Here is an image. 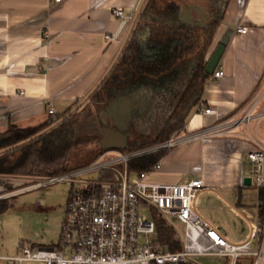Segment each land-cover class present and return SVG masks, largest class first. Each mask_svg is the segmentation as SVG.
I'll list each match as a JSON object with an SVG mask.
<instances>
[{
    "label": "crops",
    "instance_id": "crops-1",
    "mask_svg": "<svg viewBox=\"0 0 264 264\" xmlns=\"http://www.w3.org/2000/svg\"><path fill=\"white\" fill-rule=\"evenodd\" d=\"M149 1L0 0V134L13 126L39 127L70 116L74 107L104 85L130 42H138L143 59L165 55L164 47L146 44L150 28L156 26L144 13ZM175 3L179 17L186 5L204 6L206 22L210 9L223 10L207 59L224 36L230 38L219 64L225 74L219 79L211 76L203 97L212 112L194 108L182 130L193 131L243 115L256 100L258 109H264V0ZM117 7L135 15V20L113 17L112 10ZM240 26L248 31L238 32ZM128 88L153 91L145 115L131 120L143 122L154 106V89L145 79ZM50 106L55 113H50ZM59 107L62 113H57ZM252 137L264 141V119L253 120L234 134L216 137L212 142H192L164 153L160 156L161 168L151 172L148 179L165 183L202 179L205 189L197 199L198 211L220 225L230 240L243 241L257 222L259 211L258 200L251 194L252 185L244 184V178L250 176L246 153L255 147ZM28 179L0 175V201H9L22 192L29 186L25 185ZM203 195L209 196L208 209L200 205ZM2 256L8 255L0 250V259ZM224 261L214 264H227Z\"/></svg>",
    "mask_w": 264,
    "mask_h": 264
},
{
    "label": "built area",
    "instance_id": "built-area-1",
    "mask_svg": "<svg viewBox=\"0 0 264 264\" xmlns=\"http://www.w3.org/2000/svg\"><path fill=\"white\" fill-rule=\"evenodd\" d=\"M60 2L61 0H55ZM115 18L135 20L123 8L112 10ZM246 33L247 27L237 28ZM225 71L217 67L211 75L222 78ZM20 93H23L21 91ZM197 111L211 113L205 101ZM50 113H55L50 106ZM264 109H258V100L240 116L230 117L196 130H178L156 143L126 150L103 152L92 162L55 176L40 178L22 190L38 188L70 179L83 180L84 186L75 188L67 202L57 247H39L19 242V253L2 256L9 261L43 262L45 264H201L200 257L227 259V264H264V223L259 211L257 222L243 241H232L220 225L210 222L196 206L205 189L200 178L181 183L154 182L151 172L161 168L159 158L149 169H132L131 163L146 157L161 156L170 150L192 142H212L216 137L234 134L242 125L263 120ZM255 147L246 153L251 185L259 193L264 187V141L252 137ZM109 175L104 179L101 174ZM98 174L97 180H84L83 176ZM259 201L257 203V209ZM155 209L166 218L175 216L183 231L175 228L181 248L171 250L157 238L156 222L141 209ZM145 234L146 241H140Z\"/></svg>",
    "mask_w": 264,
    "mask_h": 264
},
{
    "label": "trees",
    "instance_id": "trees-1",
    "mask_svg": "<svg viewBox=\"0 0 264 264\" xmlns=\"http://www.w3.org/2000/svg\"><path fill=\"white\" fill-rule=\"evenodd\" d=\"M222 11L210 9L209 18L203 25H183L179 23L175 0L149 1L144 13L156 26L150 28L146 44L160 45L167 52L159 58L143 59L138 53V42H130L114 72L94 93L107 102L141 79L152 85L156 99L150 115L143 122L134 120L126 127L128 138L135 144L129 145L128 149L156 143L182 130L189 114L204 102L207 83L211 79L205 71L207 54L222 20ZM75 119L71 114L61 121L54 119L50 124L56 125L51 131L39 135L42 126H13L7 133L0 134V150H6L0 154V175L43 178L69 171L73 149L85 142L75 137ZM150 128L154 130L150 131ZM159 158L138 159L131 167L147 170ZM107 176L101 174L102 179ZM258 201L263 224L264 187L258 193ZM8 206L9 201H0V213ZM155 222L157 239L171 250L180 249L181 242L175 229L161 219Z\"/></svg>",
    "mask_w": 264,
    "mask_h": 264
},
{
    "label": "rangeland",
    "instance_id": "rangeland-1",
    "mask_svg": "<svg viewBox=\"0 0 264 264\" xmlns=\"http://www.w3.org/2000/svg\"><path fill=\"white\" fill-rule=\"evenodd\" d=\"M142 88L145 87H138V89ZM147 91L146 108L149 109L153 101V91ZM108 105L109 101H102L97 95L93 94L88 100L74 107L71 116L76 118L74 126L75 137L83 139L85 142H82V144L77 145L73 149L69 161V170L92 162L104 152L101 149L103 130L106 127L115 126L107 113ZM55 125L50 124V122L41 125L42 128L38 135L50 132ZM131 141V138H129V145L134 144ZM5 151L1 149L0 154L5 153ZM39 180L40 178L30 177L25 185H32ZM84 182L79 179L54 182L38 188H30L9 198L8 208L3 213H0L1 254L17 255L20 252L19 242L35 247V249L39 247L50 248L59 246L60 235H62L61 225L64 220L67 202L71 198L74 189L84 186ZM252 189L251 194H253V198L258 200V192L255 188L252 187ZM208 198V195H203L200 198V205L205 209L209 208ZM141 210L148 218L156 221L161 219L171 225L173 229L178 228L180 231H183V224L175 216L166 218L155 209L149 210L143 207ZM148 237L145 234H141L139 240L146 241L147 238L150 240L158 238L157 233H149ZM199 260L205 261L208 264H214L219 260L227 261V259L219 257H200ZM0 264L20 263L13 260L0 259ZM22 264L45 263L24 262Z\"/></svg>",
    "mask_w": 264,
    "mask_h": 264
},
{
    "label": "water",
    "instance_id": "water-1",
    "mask_svg": "<svg viewBox=\"0 0 264 264\" xmlns=\"http://www.w3.org/2000/svg\"><path fill=\"white\" fill-rule=\"evenodd\" d=\"M207 9L197 4L186 5L185 10H182L179 17V23L183 25H203L206 23ZM230 38L224 36L220 43L216 46L211 56L209 57L205 71L212 75L215 69L219 66L221 58ZM147 93L143 90L133 91L129 88L125 89L123 94L116 96L109 101L107 107L108 115L114 121V127H106L103 130L101 140V149L104 152L110 150H125L128 148V134L124 132L125 128L131 123L133 118H138L145 115ZM62 107H59L57 113H62ZM84 180H97L98 174L83 176ZM246 186L251 185V177L244 178Z\"/></svg>",
    "mask_w": 264,
    "mask_h": 264
}]
</instances>
